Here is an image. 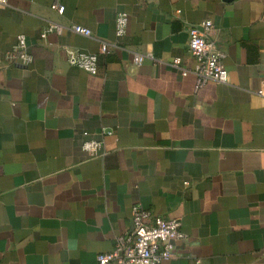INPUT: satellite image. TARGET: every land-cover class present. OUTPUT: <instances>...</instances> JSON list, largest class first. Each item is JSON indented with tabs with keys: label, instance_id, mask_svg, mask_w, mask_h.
I'll use <instances>...</instances> for the list:
<instances>
[{
	"label": "crops",
	"instance_id": "obj_1",
	"mask_svg": "<svg viewBox=\"0 0 264 264\" xmlns=\"http://www.w3.org/2000/svg\"><path fill=\"white\" fill-rule=\"evenodd\" d=\"M205 19L229 81L197 89L188 27ZM19 34L30 61L0 69V264H98L135 205L182 222L160 264H264V0H8L1 54Z\"/></svg>",
	"mask_w": 264,
	"mask_h": 264
},
{
	"label": "built area",
	"instance_id": "obj_2",
	"mask_svg": "<svg viewBox=\"0 0 264 264\" xmlns=\"http://www.w3.org/2000/svg\"><path fill=\"white\" fill-rule=\"evenodd\" d=\"M8 5V0H0V6ZM53 8L63 13L65 6L61 2H55ZM130 15L122 11L116 18V35L122 36L128 29ZM69 28L84 36H92V30L80 24H73ZM213 22L205 19L198 24L188 27V50L195 58L193 68H186L184 73L193 72L197 78V89L208 83H227L229 71L224 63L226 51L212 36ZM64 26L52 22L44 31L61 32ZM28 43L25 34L17 36L13 49L8 54L0 53V69L4 60L8 59L23 65L28 64L30 56L27 52ZM110 43L102 41L100 52L107 53ZM68 60L83 70L96 74L98 71V54L84 50L69 49ZM146 57L154 58L152 53L133 56L135 64H141ZM264 96V85L258 90ZM106 131V130H105ZM101 142L89 140L84 148L89 152L99 150ZM131 229L116 238L114 248L109 252L99 253L98 264H160L164 260L174 257L175 251L181 242L186 239L182 230V222L178 218H164L141 205H135L131 213Z\"/></svg>",
	"mask_w": 264,
	"mask_h": 264
}]
</instances>
